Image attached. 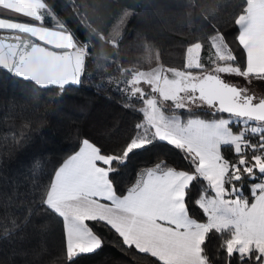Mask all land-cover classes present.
<instances>
[{
	"label": "snow or ice",
	"instance_id": "6c2138e0",
	"mask_svg": "<svg viewBox=\"0 0 264 264\" xmlns=\"http://www.w3.org/2000/svg\"><path fill=\"white\" fill-rule=\"evenodd\" d=\"M234 24L239 55L211 25L210 34L187 45L183 70L166 68L159 52L146 71L120 69L130 75L123 91L143 105L134 134L111 151L84 139L40 196L41 206L62 218L69 264L102 247L90 221L153 258L150 264H264V95L247 86L264 81V0H245ZM0 30L8 33L0 37V69L60 93L82 83L90 45L46 0H0ZM205 40L212 51L207 64ZM161 142L183 167L151 162L122 190V169ZM193 205L200 210L195 218ZM212 237L221 241L216 252L207 245Z\"/></svg>",
	"mask_w": 264,
	"mask_h": 264
},
{
	"label": "trees",
	"instance_id": "16d2710c",
	"mask_svg": "<svg viewBox=\"0 0 264 264\" xmlns=\"http://www.w3.org/2000/svg\"><path fill=\"white\" fill-rule=\"evenodd\" d=\"M46 3L80 42L89 43L91 56L82 83L67 86L63 93L55 87L34 88L0 69V264H69L61 218L41 206L40 196L57 166L84 139L111 151L134 134L142 120V102L123 91L130 75L120 69L146 71L155 66L159 52L166 68L183 70L187 45L210 34L211 25L225 35L229 47L241 52L234 19L242 6L235 0ZM46 25L54 27L55 20L46 17ZM211 54L205 40L201 57L206 64ZM247 86L261 95L256 84ZM231 127L238 131L241 125L233 122ZM229 148L222 146L224 151ZM158 160L183 167L180 155L161 142L122 169L121 189L130 186L138 169ZM244 194L248 195L247 188ZM199 211L193 205L194 218ZM87 223L102 238V247L81 254L76 264H150L153 259L124 246L118 234L102 223ZM220 243L217 237L207 241L211 252Z\"/></svg>",
	"mask_w": 264,
	"mask_h": 264
},
{
	"label": "crops",
	"instance_id": "0c3cea01",
	"mask_svg": "<svg viewBox=\"0 0 264 264\" xmlns=\"http://www.w3.org/2000/svg\"><path fill=\"white\" fill-rule=\"evenodd\" d=\"M235 2L237 3V4H240L241 6H242V8H243V6H245V0H235ZM5 17H7V16H10L11 14L10 13H4L3 14ZM0 31H2V30H0ZM237 35H238V33H237ZM146 91H150V89H146ZM143 105H141L140 107H139V109L142 107ZM142 114V113H141ZM185 117H183L182 116V119H184ZM201 118H204V117H201ZM208 119H211V118H208ZM82 143V142H81ZM81 143H80V145H81ZM79 145V146H80ZM78 149H79V147L74 151V152H72L71 154H69L66 158H68L70 155H72V154H74L76 151H78ZM65 158V159H66ZM64 159V160H65ZM64 160H62V162L57 166V168L54 170V172H53V174H52V178L51 179H53L54 178V173H55V171L56 170H58V168L62 165V163H63V161ZM138 171V170H137ZM137 171H136V173H135V176H134V179H133V181H132V183L134 182V180L137 178ZM131 183V184H132ZM130 184V185H131ZM61 222H62V230H63V238H64V251H65V255H66V231H65V229H64V226H63V221H62V218H61ZM121 240H122V238H121Z\"/></svg>",
	"mask_w": 264,
	"mask_h": 264
},
{
	"label": "rangeland",
	"instance_id": "374dc122",
	"mask_svg": "<svg viewBox=\"0 0 264 264\" xmlns=\"http://www.w3.org/2000/svg\"><path fill=\"white\" fill-rule=\"evenodd\" d=\"M238 81H244L242 78H236ZM251 84H256L258 89L260 90V94L264 95V81L259 80H253ZM141 87H143L145 90L148 89L147 85L142 84ZM258 90V91H259ZM257 94V93H256ZM227 117V116H225ZM233 122H239L236 120V118H232ZM240 123V122H239ZM253 126H255V122H250Z\"/></svg>",
	"mask_w": 264,
	"mask_h": 264
},
{
	"label": "water",
	"instance_id": "95a60500",
	"mask_svg": "<svg viewBox=\"0 0 264 264\" xmlns=\"http://www.w3.org/2000/svg\"><path fill=\"white\" fill-rule=\"evenodd\" d=\"M6 35H8V33L6 32V31H3V32H1L0 33V37H4V36H6ZM3 70V69H2ZM4 71H6V70H4ZM7 72V71H6ZM9 75H11L12 77H14V78H18V79H21V80H23L22 78H20V77H16V76H14V75H12V74H9ZM25 81V80H24ZM72 86H76V85H72ZM52 87H54V86H52ZM49 88H51V87H49Z\"/></svg>",
	"mask_w": 264,
	"mask_h": 264
},
{
	"label": "flooded vegetation",
	"instance_id": "af4514ba",
	"mask_svg": "<svg viewBox=\"0 0 264 264\" xmlns=\"http://www.w3.org/2000/svg\"><path fill=\"white\" fill-rule=\"evenodd\" d=\"M3 32V31H0V33Z\"/></svg>",
	"mask_w": 264,
	"mask_h": 264
}]
</instances>
